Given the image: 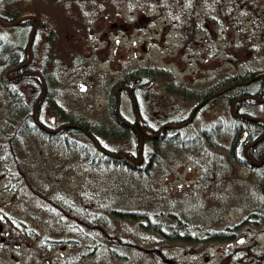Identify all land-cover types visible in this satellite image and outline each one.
I'll list each match as a JSON object with an SVG mask.
<instances>
[{"label": "rangeland", "instance_id": "1", "mask_svg": "<svg viewBox=\"0 0 264 264\" xmlns=\"http://www.w3.org/2000/svg\"><path fill=\"white\" fill-rule=\"evenodd\" d=\"M6 2L26 13L37 14L32 8L42 11L46 30L32 43V60L42 66L47 59L57 62V83L48 87L68 117L119 125L110 112L109 90L127 72L161 67L170 75L156 72L140 79L135 109L128 95L120 99L125 118L134 119L137 110L141 121L157 130L170 120H186L201 101L194 94L205 93L225 75L264 68V28L256 31L259 39H253L250 31L213 21L207 24V34L191 37L144 0H0L1 12ZM254 2L264 14V0ZM48 28L57 29L56 53L49 58L54 43ZM15 34L13 25L0 24L1 44L15 41ZM4 60L2 75L10 67ZM20 91L29 103V88L22 85ZM41 94L35 105L44 98ZM43 102L44 120L53 122L59 115ZM8 105L0 85V125ZM262 105L252 111L259 113ZM196 111L186 125L145 144L142 164L152 159L154 166L147 175L104 157L113 150L109 146L137 154L133 135L104 139L107 150L71 129L54 141L28 131L20 139V150L38 156H30L19 172L2 139L0 264H165L146 250L157 242L174 264H264V165L258 167L260 159H254L256 166L239 162L230 151L238 121L223 97L202 101ZM64 121L59 116V123ZM217 124L220 132L211 137L217 145L210 151L198 142V133ZM13 137H7L10 154L16 147ZM67 138L79 148L66 144ZM94 155L101 157L97 164L90 161ZM6 166L13 176L5 175ZM119 211L149 212L163 230H176L179 237L164 240L160 232L142 226L146 220L119 217ZM221 231L225 238L217 234Z\"/></svg>", "mask_w": 264, "mask_h": 264}, {"label": "trees", "instance_id": "2", "mask_svg": "<svg viewBox=\"0 0 264 264\" xmlns=\"http://www.w3.org/2000/svg\"><path fill=\"white\" fill-rule=\"evenodd\" d=\"M145 3L154 5L156 8L163 10L166 15L175 21L177 27L181 24V30L184 33L189 34L191 37L195 35H202L207 34L208 28L207 24L213 21H224L228 25L233 26L240 32H251V38L259 39V34L256 31L259 29L264 28V14L261 13L260 6L254 2V0H144ZM30 11L36 12L39 14V17L42 16V11L36 8L30 9ZM26 13V11L16 8L11 3L6 2L4 6V11H0V16L5 21L15 20L22 14ZM36 14V15H37ZM171 20V21H172ZM43 21V20H42ZM251 24L248 26V22ZM206 24L204 25V23ZM36 24V18L28 17L22 20L18 24H14L13 26L16 29V38L15 41H6L4 44L0 42V60L5 59V64L9 67L19 66L18 69L11 70L10 73L14 78L12 79L10 73L7 75L0 74V85L6 90L7 96L9 99V105L4 111V124L0 125V143L3 142L2 139L6 140L5 149L6 154L9 159L13 160L15 163L14 166L17 168L15 172H19L22 170L23 166L26 165L28 158L30 156L37 157L38 153L36 151L21 149V138L23 135H27L28 131L35 133L37 136L41 137H48L52 141L59 140V136L61 133L65 132L66 130H74L77 133H81L83 136L91 139L93 138L97 140V143L101 147L106 146V142L104 139H112L116 137H127L129 138L131 135L135 137L136 145H140V134L142 132L141 126L139 125L138 121L134 122L135 126L130 125V121L126 118H122L123 115L118 110L119 99L117 94V89L120 85L128 86L131 91L127 88H121L120 93L123 92V95H128L131 100L134 96V101L136 100L137 95V86L141 84L140 79H146L147 77H155L154 73L160 72L161 74L168 76L170 72L166 68L156 67L155 69L151 67L147 68H139L134 69L130 72L125 73L117 83L109 90V101H110V112H112V117H114L119 123L117 126H110L108 124H103L100 122H91L89 119L84 117H75L70 116L66 113V110L59 109V105L57 103L56 95H53V91L48 87L50 83H57L58 75L53 73L55 69V65L57 62L55 59L51 58L47 59L45 64L42 66L40 63H37L35 60H32L30 63H24L28 60L29 57V50H28V39L29 34L33 27ZM255 29V30H254ZM41 30H46V28L41 23L37 28L36 34L34 36L33 41L38 37ZM51 32L50 40L52 48H50L52 53L48 55V58L54 56L56 52V40L57 34L56 28H48ZM245 30V31H243ZM33 43V42H32ZM6 66V67H7ZM7 67V68H8ZM9 67V68H10ZM6 68V69H7ZM264 68L259 69H252L248 67L245 71H236L234 73H230L225 75L224 77L220 78L213 86L206 91L205 93H198L194 94L195 97L201 98L199 103L202 101L209 99L210 96L214 95L220 88L224 90L220 97H223L226 103L230 106L233 105L232 103L236 101L234 105L235 111H242L244 115L258 117L261 116L264 118V103H262V107L259 109L260 112L257 114L252 111V108L256 106V104L261 103L259 101L251 100V98L246 97L247 94L256 95L259 97H264V75L255 78L257 73L263 71ZM35 71H40L43 79L42 80L36 73H31ZM138 78V79H137ZM134 80V82L132 81ZM173 83V80L170 81ZM25 85L29 88V92L32 93L31 100L29 103L25 104L24 99L26 94L20 91V87ZM47 86V92L40 104L38 105V109L36 111V119L33 116V111L35 107V102L39 95L42 93L43 88ZM116 86V87H115ZM38 89V94L34 92V90ZM178 90L184 91L185 87L178 86ZM56 90V89H55ZM54 90V92H55ZM189 90V89H188ZM40 93V94H39ZM56 94V93H55ZM193 97V96H192ZM243 97V99H240ZM214 98V97H213ZM212 99V98H211ZM48 101L53 106V111L56 112L60 117H62L65 121L64 124H80L83 128H79L77 126H67L62 127L63 123H59V116L58 118H54L55 120L46 121L43 110V101ZM263 102V101H262ZM137 102H135V106L137 107ZM58 105V106H57ZM199 108V107H198ZM198 108L196 110H198ZM60 110V111H59ZM193 114H196V111ZM141 117V116H140ZM237 121V126L234 127L233 131V139L232 145L230 146V151L234 155L235 159L242 163H248L250 165L256 166L253 164L252 159L254 160H261L260 164L258 165L259 168H263L264 165V121L252 119L250 117H235ZM134 121V119H131ZM177 120V119H176ZM176 120H170L167 123L175 122ZM182 120V119H179ZM242 121V122H239ZM187 119L185 120V122ZM189 121H187L188 123ZM143 126L151 132L152 128L150 127L149 123L144 120ZM182 126H179V128ZM162 133L159 134L158 137H144V146L150 141L159 142L165 135L167 131L171 128L166 127ZM154 130L156 128H153ZM164 129V128H163ZM178 129V128H173ZM220 125L217 124L211 128H205L199 131L198 133V142L201 143L205 149H210V151L214 150V146L217 145V139L211 138L214 133L218 130L220 132ZM247 130V134L245 133ZM156 131V130H155ZM154 131V132H155ZM13 132V133H12ZM153 132V131H152ZM223 133V130H222ZM14 136L12 138V142L16 143V147L12 150V153L8 151L9 146L12 147L11 143L7 142V137ZM67 136V135H66ZM177 136V134H176ZM175 136V137H176ZM245 136V137H244ZM244 137V138H243ZM69 143L68 144L71 148H79V146L72 145V142L66 139ZM257 140V144L255 146H249V143L252 141ZM95 144V143H94ZM67 148H70V147ZM158 147V143L156 144ZM56 147V146H55ZM203 147V148H204ZM13 148V147H12ZM70 148V149H71ZM98 148V147H97ZM112 148V152H115L116 149L114 147L109 146ZM0 149L3 151V148L0 144ZM18 149L20 154L15 150ZM105 149H107L105 147ZM98 150H101L98 148ZM108 150V149H107ZM144 150V147H143ZM56 151V150H55ZM103 151V150H102ZM111 151V150H109ZM130 152V150H126ZM156 151H153V155H155ZM106 153V152H105ZM144 153V152H143ZM5 155V154H4ZM133 155V154H131ZM107 161L113 162L116 166L124 167V168H132V169H141L144 170L142 173L143 175H147L153 168L152 166V159H149L145 165H143V161L139 164H133L134 162L131 160L130 157L127 155L115 156L110 153H106L105 156ZM134 157V155H133ZM143 157V154H142ZM138 157H134L136 160ZM7 160V159H6ZM143 160V159H142ZM145 160V158H144ZM91 163L97 164L101 161V157L94 155L90 159ZM38 167V164L35 165ZM36 169V168H34ZM4 172L5 175L9 177L13 176L10 167L6 166ZM23 173V172H22ZM35 174H38V169H36ZM24 175L29 177V179L33 178L30 174L23 173ZM211 174H215L212 172ZM216 175V174H215ZM64 196V195H63ZM66 196H64L65 198ZM62 198V196H61ZM51 199V198H49ZM80 205V203H78ZM119 217H132L141 220H146V222L142 221V226L148 230H156L163 235V238H178L176 230H172L167 232L166 230L162 229V222L160 220L153 221L149 215V212L146 211H131L128 213H123L119 211ZM117 214V213H116ZM10 221L13 222L11 217H8ZM17 230V229H15ZM7 233V230H5ZM219 237L225 238L224 231L217 233ZM12 235V234H10ZM10 235H4L5 238H10ZM17 239L20 237L16 234ZM160 243V242H159ZM155 243L153 246H150L146 249L149 253H151L158 262H163L165 264H174V260L167 256L163 250L156 245Z\"/></svg>", "mask_w": 264, "mask_h": 264}, {"label": "water", "instance_id": "3", "mask_svg": "<svg viewBox=\"0 0 264 264\" xmlns=\"http://www.w3.org/2000/svg\"><path fill=\"white\" fill-rule=\"evenodd\" d=\"M28 17H32V18H36V24L35 26L33 27V29L31 30L30 34H29V39H28V50H29V53H30V57L29 59L24 63L25 64H28L32 61V58H33V53H32V42H33V39H34V36L36 34V31H37V28L39 27V25L41 24V18L36 15V14H33V13H24L22 14L21 16H19L18 18H16L15 20H11V21H5L4 19H2V17L0 16V23L2 25H5V26H8V25H14V24H18L20 23L22 20H24L25 18H28ZM21 65L19 66H13V67H10L8 70H7V74H9V72L11 70H15V69H18ZM31 73H36L42 80L43 79V76L41 74L40 71H35V72H31ZM261 75H264V72H260L259 74H257L255 76V78L257 77H260ZM123 88V86L119 87L118 89H121ZM127 88L129 91H131V89L129 87H125ZM132 92V91H131ZM46 93V87L44 85V88H43V91H42V94L40 96V99L44 97ZM259 100H264V98H258ZM133 103H134V107H135V101H134V96H133ZM201 105L198 104L196 108H194L191 112V115L189 116V118L187 119V121L191 120L192 117H193V114L195 112V110ZM37 108H38V101H37V104L35 105V108H34V118L36 119V111H37ZM120 108V103L118 104V110ZM232 112L235 114V115H240V114H237L235 113L234 111V106H232ZM244 117H250L252 119H259L258 117H252V116H247V115H243ZM136 120L138 121L139 125L141 126V130L142 132H139L140 134V145H139V148H138V152H137V159L135 161V163H140L142 161V151H143V146H144V137H156L159 135L160 131L164 128V127H171L173 126L172 124H166L164 126H162V128L160 130H158V132H148L147 129L142 125V123L140 122V118H139V112L136 111ZM67 126H79V127H82L78 124H70V123H67V124H64L62 125V127H67ZM94 142L98 145L97 143V140L95 138H93ZM113 155L115 156H119V155H127L128 157L130 158H133L132 155H130V153L128 152H125L123 150L121 151H118V152H113L112 153ZM253 162H255L254 160H252Z\"/></svg>", "mask_w": 264, "mask_h": 264}, {"label": "flooded vegetation", "instance_id": "4", "mask_svg": "<svg viewBox=\"0 0 264 264\" xmlns=\"http://www.w3.org/2000/svg\"><path fill=\"white\" fill-rule=\"evenodd\" d=\"M122 85H120L119 87H121ZM118 87V88H119ZM126 86H124L123 85V88H125ZM128 87V86H127ZM224 92V90L222 89V88H220L214 95H212V96H210V98L209 99H211V98H213V97H220L221 96V94ZM117 94H118V97H120V99H121V97H122V94H123V92L122 93H120V90L119 89H117ZM246 97H249V98H251V100H254V101H258L257 100V98H260L259 96H256V95H252V94H247L246 95ZM260 102V101H259ZM235 103H236V100L232 103V104H234L235 105ZM261 103H264V101L263 102H261ZM132 105H133V102H132ZM123 112L121 111V114H122ZM236 113L237 114H240V115H234L235 117H242L243 115H244V112H242V111H236ZM123 115V114H122ZM141 115V114H140ZM123 119L125 118L124 116L122 117ZM258 118L259 119H257V120H262V121H264V118L263 117H261V116H258ZM126 119V118H125ZM140 120H141V117H140ZM134 122H137L136 121V115H135V118H134V121H132V120H130V125H132V126H135V124H133ZM144 122V120H142V123ZM185 122V120H176L175 122H171L172 123V127H170L171 129L172 128H179V126H183V125H186L187 123H184ZM239 122H242V121H240L239 120ZM163 126V125H162ZM160 128H161V126H160ZM160 128L158 129V130H160ZM169 128V127H168ZM165 129H167V128H164V129H162V131L160 132V133H162ZM154 132L155 130L154 129H152L151 130V132ZM157 131V130H156ZM156 133V132H155ZM159 133V134H160ZM245 133L247 134V130H245ZM158 137V136H157ZM245 137V136H244ZM243 137V138H244ZM257 140H255V141H252L251 143H249V146L248 147H251V146H255L256 144H257ZM134 155V157H136V154H133Z\"/></svg>", "mask_w": 264, "mask_h": 264}, {"label": "bare ground", "instance_id": "5", "mask_svg": "<svg viewBox=\"0 0 264 264\" xmlns=\"http://www.w3.org/2000/svg\"><path fill=\"white\" fill-rule=\"evenodd\" d=\"M9 69V68H8ZM10 73V72H9Z\"/></svg>", "mask_w": 264, "mask_h": 264}]
</instances>
